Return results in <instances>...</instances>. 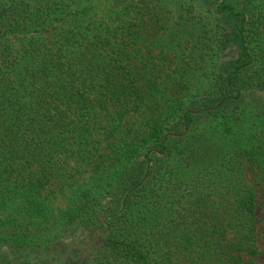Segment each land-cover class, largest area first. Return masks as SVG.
<instances>
[{"label":"trees","instance_id":"trees-1","mask_svg":"<svg viewBox=\"0 0 264 264\" xmlns=\"http://www.w3.org/2000/svg\"><path fill=\"white\" fill-rule=\"evenodd\" d=\"M100 1L0 0V264H260L262 6L204 0L213 32L194 0Z\"/></svg>","mask_w":264,"mask_h":264},{"label":"rangeland","instance_id":"rangeland-1","mask_svg":"<svg viewBox=\"0 0 264 264\" xmlns=\"http://www.w3.org/2000/svg\"><path fill=\"white\" fill-rule=\"evenodd\" d=\"M236 1V0H235ZM110 3L109 1H100L99 5H105ZM195 3V12L198 15V17L206 24L208 28H211L212 31L218 30V27H223L225 30H229L232 27V21H230L227 17L221 16V15H213L208 10V4L204 0H194ZM258 3L263 8L264 11V0H258ZM164 14L168 16L167 11L168 9H171V6L168 5H161L159 6ZM172 12V9H171ZM91 169H87V171H81L78 173V176L74 180H68V181H62V180H54L51 181L45 188L44 193H46L47 190H51V193L48 194V202L51 207V210L49 212V217L46 220V222L43 224L44 228L40 231L38 234L39 240L43 242L52 241L55 239L59 234L60 231H62V225H64V222L60 219V213L61 211L65 210L67 208V203L69 199V195L73 193L74 189L78 187V185L81 184V182H84L89 175ZM245 176L247 180H251V171L247 168H245ZM65 182V183H64ZM256 191V212H255V223H256V233H257V244H258V254L254 257H251L252 260L255 262H258L260 264H264V231H263V225H262V214H263V201L261 192L259 190V187L255 186ZM48 193V192H47ZM90 233L88 231H85L80 235L77 236L74 240H68V244L70 245L69 251H73L74 247H79L77 243H80L81 238H84L86 240L90 241ZM97 238V237H96ZM92 241H88V244H91V242L95 241V236L91 237ZM244 259H248V257H245Z\"/></svg>","mask_w":264,"mask_h":264}]
</instances>
